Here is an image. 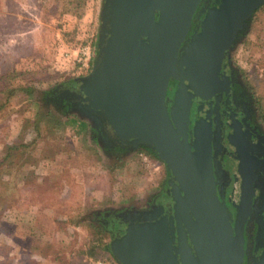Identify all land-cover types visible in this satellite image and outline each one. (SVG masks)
I'll return each instance as SVG.
<instances>
[{
	"label": "water",
	"instance_id": "water-1",
	"mask_svg": "<svg viewBox=\"0 0 264 264\" xmlns=\"http://www.w3.org/2000/svg\"><path fill=\"white\" fill-rule=\"evenodd\" d=\"M198 2L102 0L97 55L87 74L68 82L74 113L101 131L99 142L145 146L166 170L167 205L115 220L109 246L117 264H247L253 188L243 162L252 158L251 133L234 110L222 121L230 81L223 68L264 0H214L187 37ZM220 143L238 161L234 214L219 187ZM259 250L256 264H264L263 241Z\"/></svg>",
	"mask_w": 264,
	"mask_h": 264
},
{
	"label": "rangeland",
	"instance_id": "rangeland-1",
	"mask_svg": "<svg viewBox=\"0 0 264 264\" xmlns=\"http://www.w3.org/2000/svg\"><path fill=\"white\" fill-rule=\"evenodd\" d=\"M101 2L0 0V264H90L111 256L110 237L95 232L93 213L141 205L165 184L157 157L142 149L110 156L89 123L41 100L43 90L85 75L83 46L91 45L95 59ZM251 38L255 47L246 46ZM232 57L264 115V11ZM50 190L62 191L53 199L63 214L25 206ZM44 231L41 254L33 255L28 236Z\"/></svg>",
	"mask_w": 264,
	"mask_h": 264
},
{
	"label": "flooded vegetation",
	"instance_id": "flooded-vegetation-1",
	"mask_svg": "<svg viewBox=\"0 0 264 264\" xmlns=\"http://www.w3.org/2000/svg\"><path fill=\"white\" fill-rule=\"evenodd\" d=\"M214 0H199V5L193 17L192 27L187 34V37L192 33L200 16L203 11L207 9L209 5H212ZM251 24V19L250 22ZM243 34L241 30L238 35ZM236 60L231 56V64L229 67L223 68V74L229 81V95L228 98L224 99L221 103L223 110L222 121L228 123L229 112L234 110V114L243 122L244 126L251 133L247 138L245 144L247 152L252 153V158L247 157L243 162L244 168L249 173L248 178L250 180V185L253 188V193L251 194V208L250 213L245 221L244 233H245V243H246V257L245 260L247 264H256L255 258L260 252L259 244L261 241L264 242V237L262 239V232L264 226V115L258 107V103L251 91L246 78L243 76L240 67L237 65ZM70 88V83H61L55 85L51 88L50 92L47 91L45 99H42L46 104H54L58 111L74 113L73 109L77 108L72 104V98L68 94ZM42 97V95H40ZM223 128H220V132L217 135L221 139ZM100 130L92 128L91 133L93 137L97 138ZM102 134V133H101ZM106 146V145H105ZM225 145L220 143L218 145V150L216 152V157L220 158L219 152L226 151ZM136 149H142L146 151L145 146H138ZM110 156H118V154L128 153L134 149H123L122 147H106ZM147 152V151H146ZM221 184L220 190H222V195L224 196L225 202L231 209V211H236L234 204L239 200L237 193L240 192V182L241 178H238L236 167L238 164L237 159L233 156H229L223 152L221 157ZM166 180L163 187L151 190L145 195L144 203L137 205L131 203V205L123 206L122 208L117 207H106L103 211H95L90 219L91 222L103 230H107L110 233L111 238L113 233L118 229L115 225V220L118 216H121L127 210L133 209H151L152 206H165L169 203L166 196ZM135 204V205H134Z\"/></svg>",
	"mask_w": 264,
	"mask_h": 264
},
{
	"label": "crops",
	"instance_id": "crops-1",
	"mask_svg": "<svg viewBox=\"0 0 264 264\" xmlns=\"http://www.w3.org/2000/svg\"><path fill=\"white\" fill-rule=\"evenodd\" d=\"M51 192H47L46 194H44L41 198L42 200H40V202H34V204H32L30 202V200H26V207H30L31 205H34L38 210L43 209V211H47V212H57L60 211L61 214L64 213L63 209L61 208V206L59 204L56 203V201L53 199V196L56 197H60V192L56 191V190H50ZM72 192V191H71ZM81 198H83V203L81 206H83V204L85 205V202H87L88 198L85 196V194L80 195ZM33 200V199H31ZM23 210H26V208L22 207ZM70 209V207H69ZM68 209V210H69ZM71 211H79L80 210V206L79 207H75V208H71ZM44 213V212H43ZM56 217V216H54ZM57 219H60V217H56ZM52 225V224H51ZM53 226V225H52ZM48 235V231H44V233H41L40 238L35 237V235L33 236H28L30 238V247H29V251H31V253L33 255H40L41 254V246L39 244H41L42 242L44 243V237H47ZM53 236V234H52ZM57 236H59V233H57ZM42 237V238H41ZM21 238V237H20Z\"/></svg>",
	"mask_w": 264,
	"mask_h": 264
},
{
	"label": "trees",
	"instance_id": "trees-1",
	"mask_svg": "<svg viewBox=\"0 0 264 264\" xmlns=\"http://www.w3.org/2000/svg\"><path fill=\"white\" fill-rule=\"evenodd\" d=\"M264 11V4L263 5H261V6H259L253 13H252V16H251V21H253V23H255L256 24V21H257V19H258V16H259V14L260 13H262ZM246 46H251V47H255L256 46V44H254L253 43V41H252V38L251 39H249L247 42H246ZM251 51H252V53L254 52V50H252L251 49ZM91 62H92V60H91ZM91 67V66H90ZM86 73H88V71H86L84 74H86ZM72 81V80H71ZM49 90V92L51 91L50 89H48ZM48 90H43L40 94L42 95V99H45V96L48 94L47 93V91ZM146 151H147V153H149L150 155H152L153 157H155L156 158V154L155 153H153L150 149H148L147 147H146ZM33 189V188H32ZM31 188L30 189H27L28 191H29V194L30 193H32L34 190H32ZM41 190H39L38 191V193L40 192ZM40 196L42 197L43 195H41L40 194ZM32 197V196H31ZM96 230H95V232H97V233H101V234H106V235H108L110 238H111V234L110 233H108V231L105 229V230H103V229H101V228H99V227H97L96 226V228H95ZM111 241V240H110ZM110 243V242H109ZM106 249L109 251V252H111V250H110V246H109V244H107L106 243ZM100 247L102 248V247H105V245L104 244H101L100 245ZM99 247V248H100ZM96 258H103V259H108V260H110L111 262H113V260H112V257L110 256V255H107L106 257H102V256H95L93 259H96Z\"/></svg>",
	"mask_w": 264,
	"mask_h": 264
},
{
	"label": "built area",
	"instance_id": "built-area-1",
	"mask_svg": "<svg viewBox=\"0 0 264 264\" xmlns=\"http://www.w3.org/2000/svg\"><path fill=\"white\" fill-rule=\"evenodd\" d=\"M91 60H93L92 47L88 43L83 46L80 50V57L78 60L79 68L84 70V72L89 71V67L91 65ZM113 260V259H112ZM90 264H117L116 262H111L108 259L96 258L90 261Z\"/></svg>",
	"mask_w": 264,
	"mask_h": 264
}]
</instances>
